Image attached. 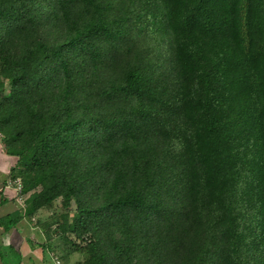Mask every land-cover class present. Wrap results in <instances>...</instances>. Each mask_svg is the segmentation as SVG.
I'll return each instance as SVG.
<instances>
[{
    "label": "trees",
    "instance_id": "trees-1",
    "mask_svg": "<svg viewBox=\"0 0 264 264\" xmlns=\"http://www.w3.org/2000/svg\"><path fill=\"white\" fill-rule=\"evenodd\" d=\"M0 139L4 232L47 211L74 264H264V0H0Z\"/></svg>",
    "mask_w": 264,
    "mask_h": 264
},
{
    "label": "rangeland",
    "instance_id": "rangeland-1",
    "mask_svg": "<svg viewBox=\"0 0 264 264\" xmlns=\"http://www.w3.org/2000/svg\"><path fill=\"white\" fill-rule=\"evenodd\" d=\"M5 149H6V146L2 143V141L0 139V185L2 183V186L0 188V189H2L0 191V195L3 196L4 194H6V196L8 195V197L10 199L12 197H14L13 199L17 200V198L18 199L20 198L18 193H16L11 187H6L9 184V181L14 180V179H11L8 175H9L11 167L13 166V162L15 161V159L12 158L11 156H9L6 153ZM3 179H5V180H3ZM4 182H8L7 185L4 186V184H6ZM22 203L23 202L19 199V204L22 205ZM19 204H17V205H19ZM14 207L15 206H12L11 204H9L7 206H3L2 209L14 208ZM58 207H59V204H58ZM56 211L60 212L61 209L57 208ZM50 216H51L50 212L44 211V212L39 213L33 219L26 217L25 222H26L27 226H29V229H25V228L20 229L21 234H19L20 236H18V238H15V240L20 241L21 239H23L27 235V231L29 230V236L31 237V240L33 242L39 241V239H40L39 237H42L41 233L43 230L42 227L40 226L41 222L46 221ZM45 242L46 241H44L43 244H45ZM27 245L28 244L26 243V247H27ZM43 251L46 254V258H45L46 261L42 260V259L37 260V261H39V264H54L55 260L60 261L61 264H68V263L72 264L75 261L79 260L77 255L71 256V255H66L65 253H63L61 246L57 245V242H53L50 245L45 246V248H43ZM31 264H34V263H31Z\"/></svg>",
    "mask_w": 264,
    "mask_h": 264
},
{
    "label": "crops",
    "instance_id": "crops-1",
    "mask_svg": "<svg viewBox=\"0 0 264 264\" xmlns=\"http://www.w3.org/2000/svg\"><path fill=\"white\" fill-rule=\"evenodd\" d=\"M15 162V161H14ZM13 162V165H14ZM5 180V179H3ZM2 186V183L0 185V188ZM5 186V184H4ZM2 189H0L1 191ZM3 197H8V195L6 196V194H4L3 196L0 195V198ZM2 198L0 199V217H3L7 214L12 213L13 211H15L16 209H18L17 205V201L16 199H13L14 197H12L11 199L9 198L8 202L2 204ZM11 204L12 206H15L14 208H4L2 209L3 206H7ZM31 227V226H30ZM29 229V226H27L26 222H25V218L13 229H11L8 232H4L2 228H0V245L3 247H13L15 249L16 252H19V254L22 257V264H39V261L37 260H45L46 258V254L43 251V243L45 240L44 235L41 233L42 237H39V241L33 242L31 240V237L29 236V230L27 231V235L21 239L20 241L15 240V238H18V236H20V229ZM43 238V239H42ZM26 243L28 244L26 247ZM42 248V249H41ZM28 258V259H27ZM46 261V260H45ZM0 264H3L0 260ZM55 264V263H54ZM70 264V263H68ZM74 264V263H72Z\"/></svg>",
    "mask_w": 264,
    "mask_h": 264
},
{
    "label": "built area",
    "instance_id": "built-area-1",
    "mask_svg": "<svg viewBox=\"0 0 264 264\" xmlns=\"http://www.w3.org/2000/svg\"><path fill=\"white\" fill-rule=\"evenodd\" d=\"M8 182H6L5 185H7ZM6 187H11L16 193H18L19 195V199L23 202L22 205L19 204V199L17 198V203L19 204V206L21 207H24V203H25V200H26V195L22 194V184H21V181L20 179H14L12 181H9V184L6 186ZM17 190V191H16ZM55 264H61L60 261L58 260H55Z\"/></svg>",
    "mask_w": 264,
    "mask_h": 264
}]
</instances>
